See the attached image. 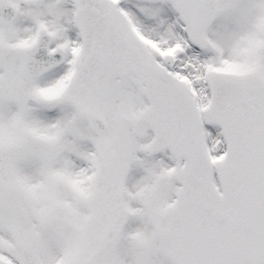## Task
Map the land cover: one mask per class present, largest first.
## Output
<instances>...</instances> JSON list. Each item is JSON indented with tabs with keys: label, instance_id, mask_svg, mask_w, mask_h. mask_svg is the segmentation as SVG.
I'll use <instances>...</instances> for the list:
<instances>
[{
	"label": "snow or ice",
	"instance_id": "1",
	"mask_svg": "<svg viewBox=\"0 0 264 264\" xmlns=\"http://www.w3.org/2000/svg\"><path fill=\"white\" fill-rule=\"evenodd\" d=\"M0 264H264V0H0Z\"/></svg>",
	"mask_w": 264,
	"mask_h": 264
},
{
	"label": "rangeland",
	"instance_id": "2",
	"mask_svg": "<svg viewBox=\"0 0 264 264\" xmlns=\"http://www.w3.org/2000/svg\"><path fill=\"white\" fill-rule=\"evenodd\" d=\"M149 132L151 133V130H149Z\"/></svg>",
	"mask_w": 264,
	"mask_h": 264
}]
</instances>
